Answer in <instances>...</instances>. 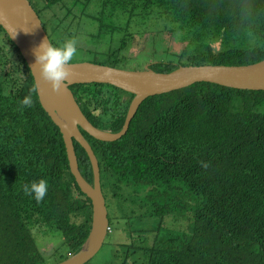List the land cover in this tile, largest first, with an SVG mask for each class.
Returning <instances> with one entry per match:
<instances>
[{
	"label": "trees",
	"instance_id": "1",
	"mask_svg": "<svg viewBox=\"0 0 264 264\" xmlns=\"http://www.w3.org/2000/svg\"><path fill=\"white\" fill-rule=\"evenodd\" d=\"M28 1L48 39L43 11L56 8L47 19L52 30L54 20L80 29L94 2L130 22L151 12L169 19L188 40L175 55L181 65L264 58V0H38L37 9ZM0 34L15 54L5 59L0 49V264H53L80 249L91 204L69 173L58 128L31 91L27 64L1 26ZM122 49L119 39L110 54ZM106 58L92 63L115 67L117 57ZM177 66L170 60L147 67L168 72ZM69 88L90 124L119 131L132 94L106 83ZM29 95L32 107L21 104ZM80 132L96 159L105 207L111 203L117 211L107 214L108 227L112 219L127 236L105 264H264V91L195 82L144 98L118 139ZM72 145L78 170L91 184L86 151L75 140ZM40 179L49 187L37 202L24 187ZM35 226L58 231L65 253L44 258L31 236Z\"/></svg>",
	"mask_w": 264,
	"mask_h": 264
},
{
	"label": "water",
	"instance_id": "2",
	"mask_svg": "<svg viewBox=\"0 0 264 264\" xmlns=\"http://www.w3.org/2000/svg\"><path fill=\"white\" fill-rule=\"evenodd\" d=\"M0 26L27 64L33 76L38 102L61 135L69 173L91 204L90 230L80 249L53 264H84L99 250L107 233V211L99 185L96 159L80 130L98 140L118 139L126 131L137 106L144 98L183 88L195 82L264 91L263 58L244 65H179L168 72H157L148 67L143 70H126L88 61L72 62L71 76L65 81L62 90L54 93L50 84L41 79L39 67L35 66L32 70L35 62L33 49L48 37L29 1L0 0ZM86 83H106L132 94L119 131L98 129L84 117L68 87ZM72 140L86 151L93 175L91 184L78 170Z\"/></svg>",
	"mask_w": 264,
	"mask_h": 264
},
{
	"label": "rangeland",
	"instance_id": "3",
	"mask_svg": "<svg viewBox=\"0 0 264 264\" xmlns=\"http://www.w3.org/2000/svg\"><path fill=\"white\" fill-rule=\"evenodd\" d=\"M31 1L37 9L38 0ZM90 7H95L97 10L91 11ZM53 11H56V8L53 6L43 11L41 20L45 23V30L52 43L56 42L59 45L67 37L77 40V54L73 58V62H105L106 56L112 60L116 56L117 59L113 62V65L116 68L126 70H143L145 67L158 61L171 60L172 63H178V66L184 64V60H176L175 55L186 46L188 40L182 38L184 37L183 32L172 30L173 24L169 19L158 15L156 12H151L146 18H143V21L139 17L133 16L130 22L121 15L110 16L107 8L100 10V6L92 2L91 6L82 14L90 18V21L83 28L77 29L69 21L65 22L62 25L63 27L58 24L54 25L56 24V20H54L52 22L54 30H52L51 23L47 19L49 18L48 15L50 16ZM77 16L78 13L75 12L73 21H77ZM62 31L66 32L62 33ZM119 39L124 40V49L110 54L111 51L115 50ZM0 45L4 46L0 47V49L5 54V59L7 56L13 59L15 54L1 34ZM1 74L0 72V76ZM108 104L113 107L111 102H108ZM83 106H86V109L92 113L93 107L89 101L84 102ZM111 205L110 203L109 207H106L107 214L110 213L108 214L109 216L111 215L110 211L117 213L116 208ZM111 220L110 226L113 227L106 233L101 247L84 264L107 263L112 258L113 247L127 242V236L123 234V228L115 227L116 225ZM118 225L120 226V224ZM31 234L35 245L38 247V251L44 254V258L53 259L58 254L65 253L66 249L61 244L58 231L53 229L45 230L44 228L35 226L31 228ZM49 250L57 252L55 254H52L53 252L48 254Z\"/></svg>",
	"mask_w": 264,
	"mask_h": 264
},
{
	"label": "clouds",
	"instance_id": "4",
	"mask_svg": "<svg viewBox=\"0 0 264 264\" xmlns=\"http://www.w3.org/2000/svg\"><path fill=\"white\" fill-rule=\"evenodd\" d=\"M28 32L29 31H25V33ZM15 33H13V35H15ZM77 43H78L77 40L75 38H72L56 46L51 44L49 42V39H47V40H42L40 44L33 49L35 62L32 65V70L35 66L39 67V73L41 79L50 84L51 90L54 93H59L62 90V86H64L65 81L68 80V78L71 76L70 65L72 63L71 61L77 54ZM31 91L35 92L36 88H33ZM21 104L27 107H32L33 101L31 95L25 97L21 101ZM203 166L207 167L206 164H204ZM48 187H49L48 182L45 179H40L39 181H32L30 185H26L24 187V192L26 195H34L36 201L40 202L47 194ZM106 232H109V227L107 228ZM71 254L73 253L67 252L65 255L67 257Z\"/></svg>",
	"mask_w": 264,
	"mask_h": 264
},
{
	"label": "flooded vegetation",
	"instance_id": "5",
	"mask_svg": "<svg viewBox=\"0 0 264 264\" xmlns=\"http://www.w3.org/2000/svg\"><path fill=\"white\" fill-rule=\"evenodd\" d=\"M81 111V110H80ZM84 115V114H83ZM85 117V116H84ZM86 118V117H85Z\"/></svg>",
	"mask_w": 264,
	"mask_h": 264
}]
</instances>
